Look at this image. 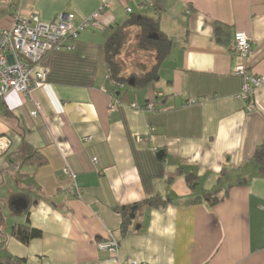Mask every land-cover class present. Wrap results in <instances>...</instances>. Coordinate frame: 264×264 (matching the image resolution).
I'll use <instances>...</instances> for the list:
<instances>
[{"label":"crops","instance_id":"crops-1","mask_svg":"<svg viewBox=\"0 0 264 264\" xmlns=\"http://www.w3.org/2000/svg\"><path fill=\"white\" fill-rule=\"evenodd\" d=\"M100 7L98 27L43 58L44 82L0 100V259L115 264L97 247L111 233L122 263L264 264V161L253 158L264 144V79L247 112L232 73L241 30L251 40L244 63L264 78V0H0V30L18 8L42 22L71 12L78 24ZM133 15L152 20V40L166 46L152 49L157 78L143 93L111 80L104 60L109 30ZM215 22L228 26L222 42ZM150 101L156 112L131 106ZM217 189L227 194L211 205L203 190ZM155 196L168 202L135 206L122 232L120 207ZM26 222L42 235L24 244L11 231Z\"/></svg>","mask_w":264,"mask_h":264},{"label":"built area","instance_id":"built-area-1","mask_svg":"<svg viewBox=\"0 0 264 264\" xmlns=\"http://www.w3.org/2000/svg\"><path fill=\"white\" fill-rule=\"evenodd\" d=\"M102 9L103 7H100L78 24L74 23L75 15L71 12L59 13L52 22H42L36 13L24 15L19 8L16 9L13 25L0 30V100L10 91L30 95L45 80L46 69L39 68L43 58L62 48L72 49L73 44H67L65 41L76 40L79 32L88 26L98 27L96 14ZM232 39L235 59L232 73L241 79L239 96L245 102V110L251 112L255 108L252 96L262 85L264 78L251 72L244 63L251 52V40L248 35L244 31L236 30ZM116 103L115 100L110 102L109 107L113 108ZM131 106L140 110L157 111L154 101L141 107L135 103ZM31 114L35 116L36 111ZM150 130L152 131L153 127H150ZM138 141L145 140L138 137ZM65 172L74 177L68 169H65ZM97 247L115 254L112 258L115 264H137L135 261L120 262L117 257L119 241L111 233H108L104 241L98 242Z\"/></svg>","mask_w":264,"mask_h":264},{"label":"trees","instance_id":"trees-1","mask_svg":"<svg viewBox=\"0 0 264 264\" xmlns=\"http://www.w3.org/2000/svg\"><path fill=\"white\" fill-rule=\"evenodd\" d=\"M132 26H137L141 29L144 27L146 28V34H143L142 31L140 32V39H139V48L147 50L150 47H152L153 50L156 51V53L161 56L163 55L166 46H165V41H160V40H152L147 37V34L153 27L156 26L152 22V20L141 16V15H133L129 17L125 22L119 24L118 26L114 27L113 29L109 30L110 34L107 38V41L104 45V60L108 68L109 72V77L111 80L114 82H122L125 84L129 81L131 77L135 79L138 77V74H130L126 78L121 75V62H120V52L122 49V46L125 42V37L127 33V28L132 27ZM214 34L215 38L218 42L223 41V36L228 35V26L215 22L214 23ZM163 38V37H162ZM140 79L148 82V81H154L157 78V73H156V68L152 67V69L143 72L142 74L139 75ZM158 157L162 158L163 157V151L162 150H157ZM253 158L257 162H262L264 161V144H259L253 154ZM26 160H31L35 161V155L29 156L26 158ZM42 159H38V162H41ZM186 179L188 181L189 186L192 189L196 188L197 185V178H195L192 174H187ZM194 180V181H193ZM219 192V189L217 190H203V197L211 204L214 205L218 202H220L225 196H226V191L223 193L222 196H218L217 193ZM168 202L167 199H161L157 196L148 198L144 200L142 203L134 204L132 206H122L120 207V211L123 213V223H122V232H126V225L128 222L131 221L132 216L131 214L135 210V206L138 207L141 204H146L152 207H159ZM12 235L19 240L21 243H28L31 239L33 238H38L42 235V232L39 229H36L34 227H31L28 222L24 224H17L14 227H12L11 231ZM24 259L21 258H6V259H0V264H24Z\"/></svg>","mask_w":264,"mask_h":264},{"label":"rangeland","instance_id":"rangeland-1","mask_svg":"<svg viewBox=\"0 0 264 264\" xmlns=\"http://www.w3.org/2000/svg\"><path fill=\"white\" fill-rule=\"evenodd\" d=\"M126 17V16H124ZM140 29V28H139ZM146 28H142L143 34H146ZM140 30H127L125 42L122 46L120 55L121 66L123 67V75L138 74L134 85L124 84L125 89L130 93H143L144 88L148 86V82L140 79V74L152 69L155 62V55L152 53V47L147 50L139 48ZM150 88V87H149Z\"/></svg>","mask_w":264,"mask_h":264},{"label":"water","instance_id":"water-1","mask_svg":"<svg viewBox=\"0 0 264 264\" xmlns=\"http://www.w3.org/2000/svg\"><path fill=\"white\" fill-rule=\"evenodd\" d=\"M113 26L111 25L110 28H112ZM147 37L149 39H157L158 38V34L156 32H149L147 34ZM133 77H131L128 81L129 85H133ZM12 205L16 208V209H25L27 207V203L25 201V199L23 198H17L15 200L12 201ZM133 215V214H132Z\"/></svg>","mask_w":264,"mask_h":264}]
</instances>
